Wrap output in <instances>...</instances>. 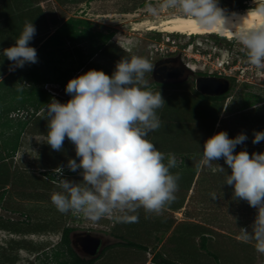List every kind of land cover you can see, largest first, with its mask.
<instances>
[{
  "label": "rangeland",
  "instance_id": "1",
  "mask_svg": "<svg viewBox=\"0 0 264 264\" xmlns=\"http://www.w3.org/2000/svg\"><path fill=\"white\" fill-rule=\"evenodd\" d=\"M47 1V7L55 15L59 14V20L88 21V26L78 27L80 31L111 35L106 41L101 38L67 41L63 51H51L50 56H59L60 59L64 56L66 70L78 67L80 59L85 60L86 70L77 77L90 70L103 71L111 76L122 57L133 55L145 57L153 64L163 55L181 53L188 61L185 53H196V50H188V45L193 44L195 48L199 45L204 48L215 46L220 55L230 61L233 70L227 71L231 76L222 77L231 81V88L219 100L205 101L196 92L193 80L166 87L153 84L151 73L146 74L150 90L159 91L165 101V106L157 110L161 127L150 132L147 139L166 156L168 153L175 155L178 164L171 172L178 174L180 179L175 201L160 215L140 208L136 213L138 222L122 223L103 218L92 223L82 215L62 214L56 209L51 195L60 189L50 171L63 166L65 179L82 181L79 171L74 173L67 168L69 159H76L79 163L75 146L67 139L60 152L46 144L28 161L17 158L0 161V264H45L46 261L54 264L53 257L60 251L63 230L68 227L74 229L71 235H85L91 231V234L102 237L106 246L131 240L148 247V251H144L116 246L103 255L101 253L95 264H154L155 253L179 264L263 263L264 254L256 251L254 242L238 239L239 228L251 230L257 210L246 201L233 198L234 188L224 184L225 175H231V169L223 159L213 162L212 167H205L200 161L204 143L221 131L227 132L230 139L239 134L247 136L244 143L236 146L234 154L240 151H247L250 156L264 153V140L252 143L254 133L264 132V70L247 63L246 52L234 39L217 34L190 37L181 33L148 32L149 24H158L168 15L178 14L174 10H165L153 16L147 10L149 5L158 7L162 0ZM3 2L0 0V6L8 9ZM248 3L255 7L264 0H248ZM219 6L231 10L227 1L219 0ZM136 26L138 31L133 30ZM120 41L127 42L130 47H121ZM99 45L103 48L94 60L88 59L86 52ZM7 48L0 47V77L10 65L3 55ZM78 49L85 57H81ZM9 89V81L0 86V114L10 107ZM18 114L24 120L22 113L14 116L18 118ZM16 123L10 125L15 124L14 129L20 130L22 126ZM0 126L2 155L7 152L2 147L8 135L3 118ZM35 128L40 133L38 126ZM44 128L48 132V125ZM215 164L223 167L225 173L219 172ZM213 193L218 197L216 200H212ZM203 236L208 238V251L217 255L218 261L202 248Z\"/></svg>",
  "mask_w": 264,
  "mask_h": 264
},
{
  "label": "clouds",
  "instance_id": "2",
  "mask_svg": "<svg viewBox=\"0 0 264 264\" xmlns=\"http://www.w3.org/2000/svg\"><path fill=\"white\" fill-rule=\"evenodd\" d=\"M147 10L153 16L174 10L203 30L227 33L246 52L247 63L264 70V3L236 22L219 6V0H162L158 7L149 5ZM249 14L259 18L251 26L246 24ZM35 34L32 21L26 22L15 46L3 50L13 62L10 71L37 63V52L29 46ZM153 68L145 57H122L111 76L90 70L71 79L65 91L72 98L65 104L53 98L42 109L48 120L47 144L60 152L65 139L69 140L79 163L69 159L67 168L82 176L81 182H74L63 177V166L53 170L60 191L51 195V201L60 213L79 214L92 223L103 218L138 222L140 208L160 215L175 201L180 177L171 169L178 161L147 139L161 127L157 110L165 106L160 92L151 91L145 79ZM25 86L19 84L17 90L23 91ZM246 140L244 134L235 139L224 131L215 134L204 143L200 164L212 167L223 159L231 169L224 184L234 188V199L257 210L251 230L239 228L238 239L254 242L256 251L264 254V153L234 154L236 146ZM262 140L264 132L254 133L253 144ZM216 169L225 173L219 165ZM217 198L213 193L212 200Z\"/></svg>",
  "mask_w": 264,
  "mask_h": 264
},
{
  "label": "crops",
  "instance_id": "3",
  "mask_svg": "<svg viewBox=\"0 0 264 264\" xmlns=\"http://www.w3.org/2000/svg\"><path fill=\"white\" fill-rule=\"evenodd\" d=\"M4 1L3 5H6L8 9L0 6V47L10 48L15 46V41L19 38L26 22L32 21L36 29V34L29 46L33 47L37 52V63L25 64L23 68H15L14 71H10L9 69L13 67V62L10 61L7 72L0 77V80H3L9 75L8 81L10 82L8 94L11 96V101L8 108L11 109V112L8 118L7 139L11 138L13 141L16 139L17 129H14L15 124L10 125L12 122L16 121V124L25 126L20 137L19 148L14 156L13 154H8L7 150H5V152L7 151L6 154L2 155L8 160L17 158L22 161H28L29 158L33 159V156L42 150L43 145L47 144V132H45L44 126L48 125V120L45 119V113L42 111L45 106L37 108L34 103L39 102L47 105L54 98L58 102L65 104L62 101L68 102L72 98L65 91L67 84H63V73L66 70L63 63L64 56L62 55L61 59L59 56H50L51 51L58 52L59 47L63 51L65 47L63 37L50 42V37L53 36L65 20H59L57 18L59 14L55 15L54 11L49 10L46 4L48 3L47 0ZM6 23L7 27L5 26ZM93 58H91L92 61L94 60ZM85 70L86 68L84 67L80 68V70L77 68L71 79L77 78V74H82ZM19 84L26 85L23 91L17 90ZM11 86H14V88ZM49 90L57 91L62 96H54ZM16 113H22L24 120L19 114L18 118L17 115L14 116ZM37 126L40 133L35 128ZM3 135L6 138L5 133ZM9 150L11 151L10 148Z\"/></svg>",
  "mask_w": 264,
  "mask_h": 264
},
{
  "label": "trees",
  "instance_id": "4",
  "mask_svg": "<svg viewBox=\"0 0 264 264\" xmlns=\"http://www.w3.org/2000/svg\"><path fill=\"white\" fill-rule=\"evenodd\" d=\"M257 7V6H255ZM250 8H254L251 5H249L248 0H239L238 5H236L233 10H246V9H250ZM90 24V22L88 21H83V20H75V19H68L66 20L59 28L58 30L53 34L52 37H50V42L55 41V39L63 37L64 39V44L67 41H81L83 39H96V38H101L104 39L105 41L107 39L110 38L111 35H105L104 33L101 32H96V33H87L86 31H80L79 30V26L81 25H86L88 26ZM175 34H179V33H175ZM191 37H195V36H191ZM103 48V45H99L98 47H91L89 49L88 52H86L88 59L93 58L96 54H98V52ZM58 50H61V48L59 47ZM79 54L81 55V57H85L84 52H82V50L78 49ZM78 63V67L74 68V69H70V70H66L68 71L65 72L64 74V81L63 84L66 85L70 79L72 78V74L74 73V71L77 70V68H83L85 66V60L80 59ZM19 70V69H18ZM9 75L3 79L0 82V86L2 84H4L5 82L8 81ZM198 93L199 96L202 97V99H204L205 101H215V100H219L220 98L224 97L225 95L222 96H207V95H203L201 93H199L198 91H196ZM35 106H37V108H41V106H45V103H39L36 102L34 103ZM11 112L10 108H6L3 110V112L0 114V119L3 118L5 120V124L6 126H9V114ZM35 114V113H34ZM23 126V125H22ZM25 126L21 127L20 130H17V134H16V139L13 141L11 140V138L5 139L4 135V146L2 148H4L5 150H7L9 153L8 154H14L16 153V151L19 148V142H20V137L21 134L23 132ZM9 148L11 149V151L9 150ZM5 156L1 155L0 157V161L5 160ZM48 172V171H46ZM52 172L51 174V178H55L54 177V171H50ZM76 173V172H74ZM74 232L73 228H65L63 230V234H62V238H61V242L59 243L60 246V251H58L57 253L54 254V259H55V263L54 264H95L100 258L101 256L110 248L119 246V247H128V248H136V249H140V250H144V251H148V247L140 244V243H136L134 241L131 240H124L122 242L113 244V245H109L106 246V248L103 250L102 255L97 257V258H86V257H82L80 254H78L75 249L72 246V240H71V234ZM207 237L203 236L202 238V248L204 250H206L209 255L213 256L217 261L219 260L218 256L215 255L214 253L208 251L207 249ZM154 264H179L177 262L171 261L166 259L165 257H163V255H161L160 253H155L152 259ZM45 264H51L49 261H46ZM260 264H264L260 263Z\"/></svg>",
  "mask_w": 264,
  "mask_h": 264
},
{
  "label": "flooded vegetation",
  "instance_id": "5",
  "mask_svg": "<svg viewBox=\"0 0 264 264\" xmlns=\"http://www.w3.org/2000/svg\"><path fill=\"white\" fill-rule=\"evenodd\" d=\"M224 1L228 2L229 6H231V10H233V8L239 3V0H224ZM153 65L154 68H153V72L151 73V81H153V84L155 83L159 86H166V87L179 86L186 84L191 80L195 82L197 76H208V74L199 71H194L193 69L188 67L187 61L182 57L181 53L163 55L158 59H156ZM155 69H157V75H156L157 77L154 74ZM213 76L224 78L219 75H213ZM157 78H160L162 81L158 80ZM81 236L82 235L79 234H73L71 235V240L78 241V238ZM99 238H101V240L104 242L102 237ZM77 250L79 251V253H81V255L85 254L79 242L77 244Z\"/></svg>",
  "mask_w": 264,
  "mask_h": 264
},
{
  "label": "water",
  "instance_id": "6",
  "mask_svg": "<svg viewBox=\"0 0 264 264\" xmlns=\"http://www.w3.org/2000/svg\"><path fill=\"white\" fill-rule=\"evenodd\" d=\"M154 74L155 76L157 75V69L154 70ZM157 79L162 81L160 78ZM195 87L196 90L203 95L222 96L230 90L231 81L227 78H219L213 75L197 76L195 79ZM78 242L85 253L83 255L77 250ZM72 246L75 251L83 257L97 258L105 249L106 244L101 238H99V236L93 235L91 234V231H89L85 235L79 237L78 241L72 240Z\"/></svg>",
  "mask_w": 264,
  "mask_h": 264
},
{
  "label": "bare ground",
  "instance_id": "7",
  "mask_svg": "<svg viewBox=\"0 0 264 264\" xmlns=\"http://www.w3.org/2000/svg\"><path fill=\"white\" fill-rule=\"evenodd\" d=\"M250 9L226 10V13L228 17L230 18V20H232V22H236L239 17H243ZM233 13L236 14L235 17L232 16ZM258 19H259L258 17L249 14L246 24L248 26H251ZM133 30L138 31L139 28L136 26ZM147 31L148 32L159 31V32H165L169 34L181 33V34L188 35V36H193V35L202 36V35L217 34V35L224 36L230 40L233 39L227 33H221V32H218L217 30H203L199 28L190 19L183 18L179 14H170L166 18L161 20L158 24H153V23L149 24ZM119 45L125 48L130 47L127 42H123V41H120Z\"/></svg>",
  "mask_w": 264,
  "mask_h": 264
},
{
  "label": "built area",
  "instance_id": "8",
  "mask_svg": "<svg viewBox=\"0 0 264 264\" xmlns=\"http://www.w3.org/2000/svg\"><path fill=\"white\" fill-rule=\"evenodd\" d=\"M175 43L176 42L173 41V44ZM188 50H194V51L196 50V53L192 51L194 54L191 55L185 53V56L189 59L187 61V65L194 71H199L208 75L231 76L229 71H227V70L230 71L233 70L231 63L229 60L224 59L222 57L223 55H220V51L217 47L211 46L209 48H204L199 45V47L195 48L193 44H189ZM191 61H193L194 63H191ZM49 92L57 97L62 96L57 91L49 90ZM65 176L66 173L64 171L63 177Z\"/></svg>",
  "mask_w": 264,
  "mask_h": 264
}]
</instances>
